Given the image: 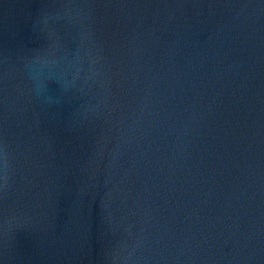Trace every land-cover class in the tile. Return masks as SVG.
Wrapping results in <instances>:
<instances>
[{
	"label": "water",
	"instance_id": "water-1",
	"mask_svg": "<svg viewBox=\"0 0 264 264\" xmlns=\"http://www.w3.org/2000/svg\"><path fill=\"white\" fill-rule=\"evenodd\" d=\"M0 264H264V0H0Z\"/></svg>",
	"mask_w": 264,
	"mask_h": 264
}]
</instances>
